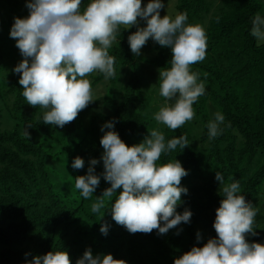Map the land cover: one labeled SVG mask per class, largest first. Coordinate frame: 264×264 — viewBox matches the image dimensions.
Returning a JSON list of instances; mask_svg holds the SVG:
<instances>
[{
	"label": "trees",
	"instance_id": "1",
	"mask_svg": "<svg viewBox=\"0 0 264 264\" xmlns=\"http://www.w3.org/2000/svg\"><path fill=\"white\" fill-rule=\"evenodd\" d=\"M27 2L0 0V264H25L57 250L76 264L89 249L94 257L111 254L126 264H173L191 247L216 238L215 210L223 198L216 172L226 183L238 182L245 201L257 209L253 232L245 240L264 245V44L257 46L250 35L252 19L257 13L264 16V6L258 0H221L213 9L211 0H178L176 14L187 13V23L206 20L207 47L205 59L190 66L205 93L192 105L193 119L173 131L153 119L165 98L158 91L153 100L154 89H149L150 82L159 87V71L170 67L171 51L153 45L146 62L157 74L145 79L127 41L134 27L122 25L109 49L116 76L106 80L98 71L91 74L87 79L94 101L63 128L44 124V110L27 104L20 76L13 72L23 57L9 32L14 18L28 15ZM87 3L83 0L81 9ZM122 68H127L125 74ZM100 104L105 110L92 113ZM218 111L225 118L223 131L209 139L206 125ZM110 121L126 146L141 143L153 129L166 142L188 138L187 147L162 154L158 163L175 159L187 171L180 182L187 194H181L176 211L190 210L189 223L165 234L155 229L129 233L112 219L115 197L100 213L91 212L93 202L111 186L103 179L100 144L101 128ZM76 157L84 161L81 169L72 167ZM92 159L98 161L92 167L100 182L85 200L74 179L87 174ZM102 224L108 226L107 235L99 230Z\"/></svg>",
	"mask_w": 264,
	"mask_h": 264
},
{
	"label": "clouds",
	"instance_id": "2",
	"mask_svg": "<svg viewBox=\"0 0 264 264\" xmlns=\"http://www.w3.org/2000/svg\"><path fill=\"white\" fill-rule=\"evenodd\" d=\"M29 0L28 15L14 18L9 35L23 59L13 69L19 74L22 96L28 105L40 106L44 124L63 128L73 121L78 112L94 101L90 80L87 77L99 72L104 78L116 76L115 58L109 49L116 40L120 26L128 29L138 25V19L146 26L137 27L128 38L133 54L151 38L159 46L171 51L170 67L159 71L158 91L165 103L154 114L157 124L176 130L193 119L192 105L205 93V85L190 66L205 59L207 36L200 24L187 23V13L160 16L165 5L161 0ZM250 35L257 46L264 42V16L257 13L251 22ZM167 101H174L168 103ZM221 112L213 114L206 125L209 139L221 134L224 123ZM31 127L30 125H28ZM114 122H106L100 139L103 148V179L110 187L91 206L92 213H100L106 201L111 203L112 219L129 233H151L154 229L165 234L183 223H189L191 211H176L181 194L187 189L180 185L187 171L174 159L158 163L162 154L189 145L186 136L165 140L164 134L151 130L145 139L133 146H126L112 130ZM104 129H108L104 131ZM28 136V133L25 131ZM92 159L87 174L77 176L74 187L87 200L99 185L100 177L94 174ZM84 161L76 157L74 169H81ZM223 197L215 210L213 228L216 238L208 239L202 247L193 246L174 259L173 264H264V245L247 243L246 233H252L257 209L241 195L240 184L226 183L224 176L216 172ZM119 190V191H118ZM100 232L107 235L108 226L102 224ZM197 233L196 239L200 240ZM25 264H70L64 250L50 251L34 256ZM76 264H126L111 254L93 256L86 250Z\"/></svg>",
	"mask_w": 264,
	"mask_h": 264
},
{
	"label": "rangeland",
	"instance_id": "3",
	"mask_svg": "<svg viewBox=\"0 0 264 264\" xmlns=\"http://www.w3.org/2000/svg\"><path fill=\"white\" fill-rule=\"evenodd\" d=\"M258 1L264 6V0H258ZM161 2L165 5L164 8L159 10L161 17L166 15V13L170 14L173 17L177 13L176 5L178 4V0H161ZM220 2H221V0H211V3H212L211 5H212L213 9H215L217 6H219ZM147 3H148V0H141V6L142 7L144 5H146ZM137 19H138V25L131 26V27H134L135 31L137 30V27L146 26L145 21L141 20L140 18H137ZM192 24H200V25H202L203 28L205 29V32H206L207 22H206L205 19L203 21L196 20ZM113 44H114V42H113ZM154 44H155V42L151 38H149V40L146 42V44L141 48L140 54L139 55L133 54L134 57H135V60L137 61V63L140 65V67L142 69V75L147 80H149L148 79L149 76H153L155 73L157 74V70L154 67H152L151 65L147 64V62H146V60L148 58H150L152 56V54H153L152 49H153V45ZM260 44H264V42H261ZM121 71L123 72V74H125V72L127 71V68H122ZM95 73L96 72H93L92 74H95ZM150 79H152V78L150 77ZM149 85H150V87H149L150 90L154 89L153 94H152V99L153 100H155V99L157 100L158 88H156L157 87L156 84L153 83V82H150ZM98 90H101V88L99 87ZM167 102L168 103H173L174 101H167ZM154 103H155V101L151 102V105H153ZM97 110L104 111L105 107H103L102 104H100V105H98V108H94L92 110V113L96 112Z\"/></svg>",
	"mask_w": 264,
	"mask_h": 264
}]
</instances>
